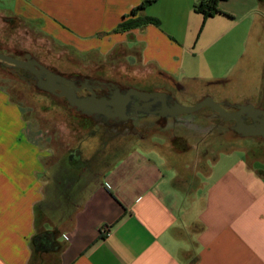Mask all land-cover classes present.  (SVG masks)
Instances as JSON below:
<instances>
[{
  "label": "crops",
  "instance_id": "1",
  "mask_svg": "<svg viewBox=\"0 0 264 264\" xmlns=\"http://www.w3.org/2000/svg\"><path fill=\"white\" fill-rule=\"evenodd\" d=\"M147 1L0 0V49L9 45L10 26L23 24L81 56L135 61L148 72L140 79L163 90L170 106L208 98L259 109L264 0L221 2L229 16L213 18L244 19V27L230 31L243 42L239 49L219 47L199 64L184 51L205 38L213 19L195 11L202 0H154L132 15ZM250 30L263 45L258 54L249 51ZM208 74V82H198ZM209 113L149 117L137 125L143 138L124 153L99 155L96 177L74 190L73 174L61 169L71 168V149L58 156L38 123L0 87V264H264V138H229L222 128L216 135L204 119ZM218 145L226 147L224 157L215 154ZM62 179L79 206L58 224L35 207L55 199ZM104 226L108 237L101 235ZM44 231L57 232L58 248L32 260V239Z\"/></svg>",
  "mask_w": 264,
  "mask_h": 264
},
{
  "label": "rangeland",
  "instance_id": "2",
  "mask_svg": "<svg viewBox=\"0 0 264 264\" xmlns=\"http://www.w3.org/2000/svg\"><path fill=\"white\" fill-rule=\"evenodd\" d=\"M232 22V20L225 17L211 19L205 38L203 37L201 42L195 43L194 41L185 48L186 59L199 64L202 63L201 61L209 60L214 51L219 47L228 48L232 44L231 46L239 49L243 41L236 39L233 33L240 30L237 26L244 27L245 21L241 18L236 23ZM231 25L233 26L231 27ZM233 27V33L230 35L231 28ZM8 44L7 47L0 49L1 53L22 61L30 58L38 65L58 74V76L72 80L78 84H83L87 80L93 85L95 80H101L106 81L108 84L120 86V88L125 90L127 87L135 84L142 85L143 81L140 78L148 73L145 68L136 65L135 61L125 63L119 56L109 59L81 56L58 46L52 40L23 24H12L10 26ZM262 47L263 45L258 43L256 34H252L251 36L250 30L249 51L255 52L257 50L256 53L258 54ZM221 50L222 52L225 51ZM261 58L259 57L257 61L260 62L259 59ZM198 64L196 65L197 67ZM256 66L260 65L257 64ZM198 79H200L198 82L201 84L208 82L210 79L209 74L206 77L198 76ZM0 85V87L6 88L11 94L12 99L24 108L27 119L38 123L41 129L42 140L48 141L50 139L51 147L54 148L58 156L68 152L72 147H79L84 152V156L90 158L94 156L96 148L99 149V155L107 156L112 147H116L112 154H116L117 152L124 153L132 147L130 145L133 144V139L128 140L123 138L122 140V137H128L134 133L129 131V129L121 131V139L116 140V142L113 139H110V142L106 144L100 142L98 137L107 134H102V132L96 129V121L94 122L92 118L84 114L81 108L75 106L70 98L68 100L58 92L52 93L40 89L36 82L32 80V76L24 69L10 64H0ZM84 95L85 93L83 92L77 95V97ZM98 119L103 118L100 116ZM217 119L218 117H213L212 122L217 123ZM93 127L96 132L91 131ZM221 131L224 133L225 130ZM220 133L218 131L216 135ZM229 136L235 135L228 134ZM225 148V146L218 145L215 154L224 157L225 150L223 149ZM235 148L236 146L232 145V149ZM260 151V149H255L254 153L259 154ZM236 153L238 155L241 154L238 151ZM188 162H192L191 158ZM95 167L96 165H93L92 171L96 169ZM227 167L228 165H226Z\"/></svg>",
  "mask_w": 264,
  "mask_h": 264
},
{
  "label": "flooded vegetation",
  "instance_id": "3",
  "mask_svg": "<svg viewBox=\"0 0 264 264\" xmlns=\"http://www.w3.org/2000/svg\"><path fill=\"white\" fill-rule=\"evenodd\" d=\"M24 61L27 62L25 65L12 66L26 70L40 89L52 93L58 92L68 100L75 95V97L81 101L80 105L75 104V106L81 108L83 113L92 118L94 122L96 121V129H98V131L102 132V134H107L98 137V140L104 144L109 143L110 139H113L115 142L121 139V131H127V129L134 133L128 137H122V140L123 138L128 140H135L136 137L143 138L144 136L138 132L137 125L144 123L143 126H145L148 118L151 116L159 120H165L168 117L175 118L180 115L174 112L177 106H170L168 104L167 97L162 94L164 92L163 90H154V87L145 83V81H143L142 85L135 84L127 87L125 90L120 88V86L108 84L106 81L101 80H95L96 83L93 82V85L87 80L83 84H78L77 82L58 76V74L38 65L30 58ZM40 67H43L44 70ZM59 77L71 83L73 87L70 84L59 81L57 79ZM83 92L85 93L84 96L77 97V95ZM206 100H208V98L203 101ZM220 106L226 114H221L208 105L200 109L203 110L207 108L210 112L204 119L214 124L213 128L210 130L211 132L219 131L220 128H222L225 130L223 134L228 133L235 136H245L250 131L251 127L264 124V103L261 104L259 109L249 108L247 106L232 107L228 104H222ZM156 107L158 108L156 109ZM256 110L262 113L256 112ZM100 116L103 119H98ZM213 117H218L217 123H214V121L212 122ZM94 127L91 131L96 132ZM110 149L111 151L108 155H112L116 147ZM95 151V154H93L94 156L87 159L86 156H84V152L79 147L71 149L70 155H72L73 158L71 168L64 165V162L62 163L61 169L67 170V172L73 174L72 177L76 180L74 190H80L86 186V183L91 179L89 174L90 176H94L95 173H98L95 171L97 168L92 171L93 165H95L96 161L99 159V149L96 148ZM90 166H92L91 169ZM70 183L71 185L73 184L72 182Z\"/></svg>",
  "mask_w": 264,
  "mask_h": 264
},
{
  "label": "trees",
  "instance_id": "4",
  "mask_svg": "<svg viewBox=\"0 0 264 264\" xmlns=\"http://www.w3.org/2000/svg\"><path fill=\"white\" fill-rule=\"evenodd\" d=\"M227 0H202L201 3L195 7V11L201 14L205 20L209 18H213L217 15H225L229 16V14H225L219 10L218 6L221 2ZM154 2L147 1L141 6L137 7L132 11V15H135L137 11L144 10L147 5ZM141 23L140 20L137 22H133L132 25H139ZM127 26V25H126ZM130 27V25H128ZM122 28H126L125 25L121 26ZM61 185L58 186L57 196L53 200H47L40 202L36 205V212L43 215L44 213H50L53 218L57 220V223L60 224L65 220L69 219L72 213L78 208L79 204L76 202V196L74 192L72 193V188L68 186L63 179L60 180ZM74 206V207H73ZM42 217V216H41ZM39 220L36 218V224ZM57 232L55 231H44L35 235L31 242L32 248V260L37 254L48 253L52 250L58 248V243L56 240Z\"/></svg>",
  "mask_w": 264,
  "mask_h": 264
},
{
  "label": "water",
  "instance_id": "5",
  "mask_svg": "<svg viewBox=\"0 0 264 264\" xmlns=\"http://www.w3.org/2000/svg\"><path fill=\"white\" fill-rule=\"evenodd\" d=\"M0 61L6 62V63L11 64V65H17V66H22V65H25L27 63L25 61H21V60L13 58L11 56H8L6 54H3L1 52H0ZM40 68L43 69V67H40ZM57 79L61 82H65L67 84H70L73 87V85L71 83L63 80L62 78L59 77ZM71 100L74 104H77V105H80V103H81V101H79L75 96H72ZM206 105L211 106L212 108H214L215 110H217L221 114H226V112L221 108V106L218 103L213 102V100H211V99L203 101V102L199 103L198 105L192 106V107L178 106L175 108L174 112L175 113H192V112L200 110L202 107H204ZM256 112H260V111L256 110ZM260 113H262V112H260ZM247 135L261 136L264 138V124L251 127L250 131L247 133Z\"/></svg>",
  "mask_w": 264,
  "mask_h": 264
},
{
  "label": "built area",
  "instance_id": "6",
  "mask_svg": "<svg viewBox=\"0 0 264 264\" xmlns=\"http://www.w3.org/2000/svg\"><path fill=\"white\" fill-rule=\"evenodd\" d=\"M110 234H111V232H110V230H109V228L108 227H103L102 229H101V235H102V237H108V236H110Z\"/></svg>",
  "mask_w": 264,
  "mask_h": 264
}]
</instances>
